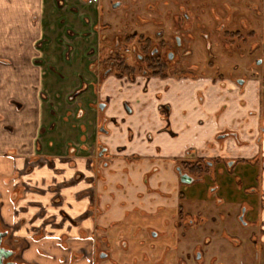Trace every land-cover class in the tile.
Instances as JSON below:
<instances>
[{
    "label": "crops",
    "instance_id": "obj_1",
    "mask_svg": "<svg viewBox=\"0 0 264 264\" xmlns=\"http://www.w3.org/2000/svg\"><path fill=\"white\" fill-rule=\"evenodd\" d=\"M101 10L0 0V225L26 264H179L180 160L264 197L261 85L101 73Z\"/></svg>",
    "mask_w": 264,
    "mask_h": 264
},
{
    "label": "flooded vegetation",
    "instance_id": "obj_2",
    "mask_svg": "<svg viewBox=\"0 0 264 264\" xmlns=\"http://www.w3.org/2000/svg\"><path fill=\"white\" fill-rule=\"evenodd\" d=\"M91 1L96 3L98 0ZM263 4L264 0H226V2L224 0H204L202 3L198 2L194 6L195 17L193 23H185L183 25L180 21H178L176 24L174 23L170 25V28H174V31L171 34L172 36L162 38V34L157 33V35L152 39L150 37H143L142 35H132L131 37L133 39L137 38L135 47L130 49V51L126 50L125 52L126 54L128 52H138L136 53L135 64L129 63L127 60L128 56H124V54L119 52L108 51L109 55L105 59L100 53L101 71L104 72V74L108 73L117 77L114 73V67L112 66L113 62L111 63L108 61L111 57L117 55L124 58L129 64L140 67L139 74L135 75L133 78L124 76L129 80H133L139 76L160 79L201 78L196 77L195 75L193 76V73H191L198 66V63L193 59L192 53L188 47L182 46V43L179 40V34L176 33L179 32V29H182L184 32H188V30H190V24L208 29L210 31L209 36H212L211 38L219 51L230 53L229 57L221 55L218 57L216 62L207 63L206 69L212 70L215 64L223 67L224 69L228 68L233 65L232 58L234 55H238L237 53H239L242 49L247 48L249 52H256L260 50L261 47H264ZM118 6H120L119 3L114 4L113 8ZM261 6L263 7L261 8ZM206 9H208V11L215 10L216 14H214L211 18L208 15L203 18V14ZM182 16L185 20L190 21V18L185 13H182ZM218 22L221 23L216 26ZM205 37H208V35ZM153 40L156 41L154 42ZM147 43L150 44V48H148L146 51L147 55H145L142 54L143 52H140V48L142 45ZM116 47L118 48V45H116ZM149 57L151 59V63H149ZM260 63V61L257 62V64ZM148 65H150V68L147 67ZM150 69H152V71L159 72L160 75H150ZM212 79L226 80L219 77H214ZM251 80L253 79L243 77L241 80H237V82H234L233 80H231V82L236 87L241 88ZM199 98L201 99V97ZM101 108L102 106H100V109ZM225 136H227V134L221 135L219 138H224ZM91 157L97 160L99 158V154L97 152H91ZM187 160H193L188 168H186ZM219 163L216 161L193 157L180 160L176 167V173L179 179V186L182 189L180 192L181 201L183 202L188 199H186V197H188L191 193V191H188L195 186L199 196H196L197 199L195 200L197 202L195 200L193 202L198 204V211L203 212V215L199 214L198 216L197 228L199 233L204 231L203 229L205 228L209 231L208 235L201 236L204 237L202 239L203 245L207 244V241H209L208 245L212 242L213 236L216 235L215 229L218 227L220 229L219 237L222 238V242L227 241L230 245H232V247H234V249L241 248L243 244L242 242L244 241L251 245L253 244V246L263 254V261L258 260L259 262L257 264H264V197L257 191L256 187H252L247 192H245V189L242 193L233 192L236 199L231 201L233 210L226 211V214L219 213L220 219H218L217 214L215 216L212 213L211 208L214 207V205H211L213 204V199H215V197L218 198L217 194L219 193V186L216 183L211 191L205 186L208 183V177L212 179V181L209 182H215V173ZM222 163L225 165L226 169L225 170L223 168L222 172H230L233 162L226 161ZM218 200L219 202L214 201L216 204L222 206L223 202L221 200L223 199ZM207 203H210V205L207 206ZM180 211L181 210L179 209V213ZM204 212L207 213L206 217L204 216ZM211 225H214L215 227H212ZM201 252H195L197 261H201ZM240 257V264H243V259L250 261L249 254L245 256V253H243ZM0 264H26L21 261L19 257V250L8 242V233L1 227V225Z\"/></svg>",
    "mask_w": 264,
    "mask_h": 264
},
{
    "label": "rangeland",
    "instance_id": "obj_3",
    "mask_svg": "<svg viewBox=\"0 0 264 264\" xmlns=\"http://www.w3.org/2000/svg\"><path fill=\"white\" fill-rule=\"evenodd\" d=\"M101 0L102 2V36H101V47L100 51L101 56L105 59L108 55V51L119 52L128 56L127 60L129 63L135 64L136 53L138 52H128L129 50L135 47L137 38L133 39L131 36H139L154 38L157 33L162 34V38H167L172 36L171 34L174 31V28H170V25L176 24L180 21L183 25L185 23H193L195 13L194 6L198 2H204V0ZM226 2V0H224ZM119 3L120 6L113 8L114 4ZM204 4V3H203ZM264 6V4H263ZM261 6V8L263 7ZM211 8V7H210ZM213 9V7H212ZM210 10V9H209ZM264 10V7H263ZM182 13H185L190 21L185 20L182 16ZM216 14L215 10L206 9L203 14V18L208 15L210 18ZM221 22L216 24L219 25ZM185 27V26H183ZM179 40L182 43L183 47H188L192 53V57L197 61L198 66L191 72L193 76L196 77H211V78H224L228 81L241 80L243 77H247L253 80H257L260 86V99L264 107V47H261L260 50L256 52H249L247 48L242 49L238 55H234L232 58V64L228 68L220 67L219 65H214L212 70H207V63H214L217 61L218 57L221 55L230 56L228 52H221L216 47L212 36L210 37V31L206 28H201L200 26H195L190 24V30L184 32L182 29H179ZM208 37H205L207 36ZM131 37V38H130ZM154 42L156 40H153ZM120 45H119V44ZM118 45V48L116 47ZM116 47V48H115ZM120 49V50H119ZM97 56H98V51ZM241 55V56H240ZM260 61V64L257 62ZM87 70H90V65L87 66ZM91 72L89 71V74ZM102 73V71H101ZM113 74V73H112ZM91 96H94L95 92L93 90V85L91 84ZM85 111H90L91 103L87 108H84ZM79 113V112H78ZM193 162V160H187L186 168ZM225 165L219 163L217 171L215 173V182L208 177V183L206 188L212 190L215 184H218L219 193L217 194L218 198L213 199L214 207L211 208L212 213L219 218V213L226 214V211L233 210L231 201L236 200L233 192H236L233 189V186L236 182L237 175L235 173L236 168L230 172H222ZM207 180V179H206ZM218 181V182H217ZM199 187V186H197ZM191 193L186 197L188 201H180V213L177 221V228L179 234L180 248L181 250L185 249L187 252L184 253L186 256L185 260L180 254L179 264H240L241 255L245 253V256L249 254L250 261L243 259V264H257L262 259V252L257 250L253 244L247 242H242V247L239 249H234L230 243L227 241L222 242L220 236V229L216 227V235L213 236L211 243L207 241L205 245L202 244L203 238L201 236L208 235L209 231L207 228L203 229L204 231H198V216L199 214L203 215V212L198 211L199 206L194 203L192 196H199L195 186L192 187L188 192ZM186 192V193H188ZM237 193V192H236ZM237 198V197H236ZM197 199V197H196ZM218 199L223 202V205L220 206L216 204L215 201L219 202ZM215 200V201H214ZM228 200V201H227ZM230 201V202H229ZM210 203H207L209 206ZM204 216H207V213L204 212ZM210 222V221H209ZM215 227L214 225H211ZM177 234V236H178ZM210 236V235H209ZM210 238V237H209ZM201 252V261L196 260L195 252ZM261 256V258H260ZM254 259V260H253ZM254 262H253V261ZM108 261H111L110 258ZM162 264V263H158Z\"/></svg>",
    "mask_w": 264,
    "mask_h": 264
},
{
    "label": "trees",
    "instance_id": "obj_4",
    "mask_svg": "<svg viewBox=\"0 0 264 264\" xmlns=\"http://www.w3.org/2000/svg\"><path fill=\"white\" fill-rule=\"evenodd\" d=\"M147 42V41H146ZM148 48H150V44H144L141 46L140 48V52L142 54L147 55V50ZM149 63H151V59L150 57L148 58ZM109 62H113L112 66L114 67V73L117 77H128V78H133L135 75L139 74L140 72V67H136L134 65L129 64L124 58L115 55L114 57H111L109 60ZM150 65H148L147 67H149ZM150 75H154V76H159L160 73L157 71H152V69H150Z\"/></svg>",
    "mask_w": 264,
    "mask_h": 264
}]
</instances>
